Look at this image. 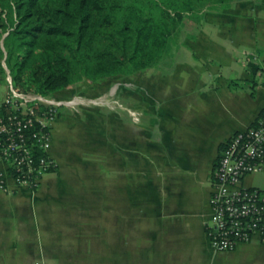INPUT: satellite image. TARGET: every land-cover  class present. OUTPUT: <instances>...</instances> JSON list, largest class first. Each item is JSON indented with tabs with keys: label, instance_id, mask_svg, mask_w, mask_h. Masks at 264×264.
Returning a JSON list of instances; mask_svg holds the SVG:
<instances>
[{
	"label": "crops",
	"instance_id": "crops-1",
	"mask_svg": "<svg viewBox=\"0 0 264 264\" xmlns=\"http://www.w3.org/2000/svg\"><path fill=\"white\" fill-rule=\"evenodd\" d=\"M113 94L114 111L83 114L99 121L103 138L94 143L97 186L80 181L74 164L60 166L77 154L69 136H55L59 117L57 169L35 190L0 179V264H264L260 238L217 251L207 235L220 147L264 109V0L206 12L196 38L184 33L156 67L115 79ZM79 184L97 192L99 212L66 211L85 206L84 193L74 197ZM245 184L264 188V171Z\"/></svg>",
	"mask_w": 264,
	"mask_h": 264
},
{
	"label": "trees",
	"instance_id": "trees-1",
	"mask_svg": "<svg viewBox=\"0 0 264 264\" xmlns=\"http://www.w3.org/2000/svg\"><path fill=\"white\" fill-rule=\"evenodd\" d=\"M236 1L0 0V74L5 84L6 63L16 87L47 97L82 79L129 78Z\"/></svg>",
	"mask_w": 264,
	"mask_h": 264
},
{
	"label": "built area",
	"instance_id": "built-area-1",
	"mask_svg": "<svg viewBox=\"0 0 264 264\" xmlns=\"http://www.w3.org/2000/svg\"><path fill=\"white\" fill-rule=\"evenodd\" d=\"M4 66L7 90L0 95V179L4 188L7 175L17 186L35 190L58 167L51 147L52 127L60 108L78 112L106 101V97L60 98L26 92L14 85L5 63ZM262 171L264 109L252 125L237 131L220 148L212 172V213L207 225L212 249L231 251L256 237L264 242V188L245 184L247 175Z\"/></svg>",
	"mask_w": 264,
	"mask_h": 264
},
{
	"label": "rangeland",
	"instance_id": "rangeland-1",
	"mask_svg": "<svg viewBox=\"0 0 264 264\" xmlns=\"http://www.w3.org/2000/svg\"><path fill=\"white\" fill-rule=\"evenodd\" d=\"M226 10V9H225ZM224 10L220 11H209V12H223ZM184 35V34H183ZM6 64V63H5ZM7 66V65H6ZM8 68V67H7ZM114 82L115 79H109L107 81L101 83H93L88 79H82L79 83L75 86L67 87L62 90L56 91L55 96L60 98H72V97H84L90 99H98L101 96L106 97V101H102L97 105L90 104V106H85L84 108H80L77 112L72 109H68L66 107L60 108L59 120L55 122V136H57L58 130L60 131V135L65 134V136H69L70 139V148L69 150L74 151L77 155L75 156V160H71L69 157L64 159V162L60 163V166L64 167V165L74 164L76 167L79 168V172L75 173L78 176L82 177L80 181L88 183L91 187H95L98 185L99 179V164L100 160H102V149L95 145V140L97 136L101 138L102 141V134L97 135L98 123L99 121L93 118H85L83 114H87V111H95L101 112L102 110H111L114 111L117 106L121 105L120 100L114 97ZM0 95H4L7 87L4 85V75L0 74ZM115 101L119 102L116 103ZM116 106V107H115ZM124 107V105L122 104ZM85 108H88L84 111ZM96 109H99L96 111ZM123 109V108H122ZM85 112V113H84ZM82 114V115H81ZM81 116V117H80ZM95 120V121H94ZM106 126L107 134H106V141L113 135L114 131V121H107ZM63 146L66 147V144ZM108 164L113 165V157L107 156ZM71 160V161H70ZM61 162V161H60ZM64 170H68L65 169ZM72 176V175H70ZM84 177V178H83ZM80 189L78 190L76 187L74 193L75 198L82 199L84 196L81 194H85L84 203L85 206L82 205V202L79 203L71 202L66 204V211L68 213L73 214H82L88 213L90 207L91 213H97L100 211L98 206L99 201L97 199V192L95 190H91L89 188L83 187L79 184ZM85 191V192H83ZM89 193V200L88 198ZM34 261H41L40 258H35Z\"/></svg>",
	"mask_w": 264,
	"mask_h": 264
}]
</instances>
